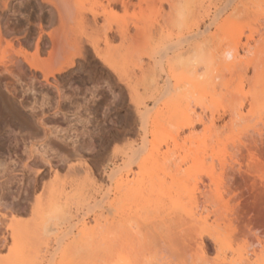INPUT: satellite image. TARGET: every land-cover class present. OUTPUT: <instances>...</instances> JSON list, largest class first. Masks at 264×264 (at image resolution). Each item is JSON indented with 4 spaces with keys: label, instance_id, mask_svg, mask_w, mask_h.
Wrapping results in <instances>:
<instances>
[{
    "label": "bare ground",
    "instance_id": "obj_1",
    "mask_svg": "<svg viewBox=\"0 0 264 264\" xmlns=\"http://www.w3.org/2000/svg\"><path fill=\"white\" fill-rule=\"evenodd\" d=\"M14 1L0 0V42L9 36L2 20ZM35 1L58 24L40 30L35 42L56 62L46 81L72 66L65 58L71 48L90 52L115 75L124 61L139 64L144 86L161 60L182 68L165 74L181 79L183 106L163 101L150 122L152 141H142L125 171L113 174L109 203L119 208L118 218L100 214L104 220L94 215L81 223L56 264H264V0ZM184 34L183 45L172 42ZM219 73L223 91L214 94ZM206 85L209 103L204 99L212 94L199 93ZM161 143L166 151L157 148ZM177 149L183 154L175 161ZM54 196L37 209L35 227L15 229L16 252L7 264H32V241L61 220L64 206Z\"/></svg>",
    "mask_w": 264,
    "mask_h": 264
},
{
    "label": "rangeland",
    "instance_id": "obj_2",
    "mask_svg": "<svg viewBox=\"0 0 264 264\" xmlns=\"http://www.w3.org/2000/svg\"><path fill=\"white\" fill-rule=\"evenodd\" d=\"M11 8L2 20V28L8 30L9 36L0 42V264L14 257L16 243L12 239L16 230L35 227L37 209L54 195L60 200V210L64 206L61 220L51 222L44 237L32 241L35 249L30 247L33 250L29 256L32 264H56L60 257L57 251L70 234H77L81 223L100 214L118 218L117 207L109 203L115 195L114 177L125 171L130 163L128 156L142 146V141H152L150 122L157 108L164 107L161 103L180 101L183 106L178 98L181 79L165 74L170 69L179 74L182 68L168 67L161 60L154 69V81L144 86L139 64L124 61L115 75L90 52L84 54L71 48L65 58H71L72 66L54 77L47 76L46 81V70L56 62L48 60L47 50L37 52L35 42L40 30L58 27L55 16L48 8L41 9L35 0H17ZM186 37L184 34L172 42L183 45ZM15 59L20 60L18 68L14 66ZM219 75L222 73L212 83L217 88L210 85L214 94L215 89L223 91ZM206 87L207 91H199L201 95L212 94L209 85ZM210 96L204 99L206 103L213 94ZM4 97L11 101L15 112ZM195 103L191 106L201 112ZM205 114L211 115L209 111ZM197 132H201L200 127ZM165 145L157 146L160 152L166 151ZM168 145L172 147V143ZM174 152L177 157H172L178 161L182 157L178 155L183 153L179 149Z\"/></svg>",
    "mask_w": 264,
    "mask_h": 264
}]
</instances>
